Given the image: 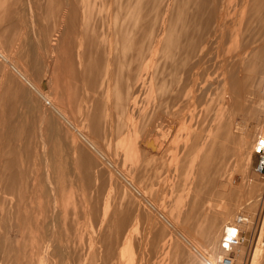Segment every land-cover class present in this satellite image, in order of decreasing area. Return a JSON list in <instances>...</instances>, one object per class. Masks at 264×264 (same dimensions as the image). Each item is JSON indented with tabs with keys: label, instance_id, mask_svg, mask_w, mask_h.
Returning <instances> with one entry per match:
<instances>
[{
	"label": "bare ground",
	"instance_id": "bare-ground-1",
	"mask_svg": "<svg viewBox=\"0 0 264 264\" xmlns=\"http://www.w3.org/2000/svg\"><path fill=\"white\" fill-rule=\"evenodd\" d=\"M102 2L89 0L85 6L91 14L68 53L71 61L79 59L72 62L67 76L57 72V100L71 87L66 88V77L71 79L73 99L89 107L85 113L80 110L83 124L106 133L109 148L104 160L116 167L122 154L125 160L132 156L128 169L133 175L118 173L137 195L122 189L117 204L111 203L116 198L109 196L103 201L100 223L90 225L92 264L99 257L98 241L104 250L103 264H215L223 255L221 239L218 244L221 226L231 214L228 206L221 205L229 199L232 183L226 161L235 107L228 105L233 104L235 88L241 85L246 89L244 95L252 96V77L264 74V45H259L242 61L244 81L232 79L236 66L231 44L237 40V30L243 29L241 40L262 38L264 43V0ZM254 24L258 29L251 30ZM61 30L50 40L51 52L55 42L57 48L63 43ZM43 34L42 40L47 38ZM52 80L37 87L41 103L50 108L56 100L48 88ZM211 81L220 88L212 96L207 89ZM225 90L230 95H225L224 104ZM24 97L28 95L24 93ZM132 135L131 145L126 140ZM67 141L66 137L59 141L60 163L72 158L76 168L95 170L88 171L83 181L89 187L95 181L113 183L98 161L86 157L76 141L70 145ZM236 149L242 153L240 144ZM244 161L245 157L239 159V169ZM57 168L60 175L68 171L63 166ZM134 177L139 180L138 187L133 184ZM238 216L247 217V221L251 218L239 213L234 220ZM217 244L219 251L212 258ZM255 246L261 249L259 236ZM259 261L257 254L251 264Z\"/></svg>",
	"mask_w": 264,
	"mask_h": 264
},
{
	"label": "rangeland",
	"instance_id": "rangeland-1",
	"mask_svg": "<svg viewBox=\"0 0 264 264\" xmlns=\"http://www.w3.org/2000/svg\"><path fill=\"white\" fill-rule=\"evenodd\" d=\"M88 1L0 0V264H92L88 242L90 225L100 223L103 201L109 196L110 199L116 198L110 202L117 204L122 189L137 195L119 176L133 175L128 169L132 156L125 160L122 154L114 164L116 167L104 160V156L108 158L109 148L104 137L106 133L95 132L83 124L85 117L81 112L85 113L89 107L84 101L73 99L71 79L66 77L64 84L66 88L71 87L63 98L57 100V72L67 76L72 62L77 63L79 59L71 61L68 53L74 48L76 41L73 40L79 38L81 29L84 30L82 23H86L91 14V9L85 8ZM59 29H62L63 43L57 48L55 42V49L51 52L50 40ZM250 29H258L257 24ZM44 32L47 38L42 40ZM244 37L245 30H237V40L231 44L236 66L232 79L242 82V61L250 58L251 50L264 45L262 38L245 42L241 40ZM51 77L53 80L48 88L56 100L54 106L48 108L41 103L37 87ZM252 79L255 85L252 96H245L243 91L246 89L241 85V88H235L237 93L236 99L232 96L233 104L228 105L235 107L231 112L230 156L226 161L232 183L228 182L231 187L229 199L222 201L221 205L228 206L231 214L221 226L218 244L227 225H231L239 213L251 216L252 222L245 229L246 241L236 254L243 256H236L235 264H251L257 254L260 256L258 264H264V249L255 246L258 236L259 243L264 241V215L260 213L264 181L253 172V145L257 136H264V74L257 73ZM213 84L211 81L207 88L211 96L220 89ZM24 93L28 95L27 99ZM229 93L222 91L224 104L225 95ZM65 119L80 134L72 130ZM60 136L68 139V145L76 141L86 157L105 168L113 183L103 185L95 181L89 187L83 181L88 171L94 173L95 170L76 168L72 158L60 163ZM134 139L132 135L126 142L130 140L132 145ZM239 144L242 153L237 152ZM44 151L46 157L42 154ZM243 157L245 161L240 170L238 161ZM61 165L68 170L65 175H60L57 168ZM134 180L133 184L137 186L139 180L135 177ZM160 196L162 201L164 195ZM135 198L139 202L142 200L138 196ZM218 244L212 258L219 251ZM97 246L99 257L95 264H103L104 250L99 241Z\"/></svg>",
	"mask_w": 264,
	"mask_h": 264
},
{
	"label": "built area",
	"instance_id": "built-area-1",
	"mask_svg": "<svg viewBox=\"0 0 264 264\" xmlns=\"http://www.w3.org/2000/svg\"><path fill=\"white\" fill-rule=\"evenodd\" d=\"M253 153L255 157L253 172L264 181V136H257L253 146ZM262 198L264 200V194ZM260 207V213L264 215V203L262 204V202H260ZM250 223L251 218H248L247 221V217L238 216L234 220L232 226L228 228V230L224 231L220 242L223 255L215 264H234V258L238 253L239 248L246 241L245 229L248 227V225H250ZM260 245L264 249V241H261Z\"/></svg>",
	"mask_w": 264,
	"mask_h": 264
}]
</instances>
